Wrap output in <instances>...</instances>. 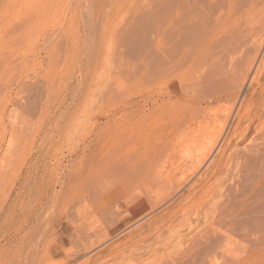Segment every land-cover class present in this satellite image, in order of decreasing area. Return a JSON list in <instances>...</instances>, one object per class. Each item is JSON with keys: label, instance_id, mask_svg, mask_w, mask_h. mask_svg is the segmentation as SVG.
<instances>
[{"label": "rangeland", "instance_id": "1", "mask_svg": "<svg viewBox=\"0 0 264 264\" xmlns=\"http://www.w3.org/2000/svg\"><path fill=\"white\" fill-rule=\"evenodd\" d=\"M155 1L0 0V264H264V108L236 128L211 208L204 212L200 193L186 194L249 93L264 14L247 57L238 53L229 91L209 105L211 122L164 162L173 173L163 181H178L153 188L143 183L147 158L118 135L133 138L146 124L130 112L146 92V25L125 26ZM263 87L247 98L257 105L251 114ZM150 141L149 151L159 149V139ZM191 161L200 164L194 175Z\"/></svg>", "mask_w": 264, "mask_h": 264}, {"label": "bare ground", "instance_id": "2", "mask_svg": "<svg viewBox=\"0 0 264 264\" xmlns=\"http://www.w3.org/2000/svg\"><path fill=\"white\" fill-rule=\"evenodd\" d=\"M261 14H264V0H156L147 9V14L144 19H142L143 12L140 17H135L134 15H132V18L128 19V24L125 27L127 29H130L129 30L130 32L133 29L135 30V28H137L136 26H138L139 24L142 27L143 22L146 25L147 37L146 36L145 37L148 38L146 39L148 40V46H146V48L148 47V49H146L147 53L145 52L144 57H143V59L145 60L144 61V67H145L144 73L145 75H147L146 92L135 96L134 99L132 98L133 100L130 101L132 102L131 103L132 107L130 109V112L133 114V116L136 117V120L138 122H141V123L146 122V124L144 127L142 126V128H139L141 130L138 129V132L135 133L136 135L134 134L135 137L133 138L131 137V135H128V133L126 134V132L125 133L123 132L122 135L119 132L120 134L119 135L117 134V135L118 137L122 136V140L121 138H118V139H120L121 142L123 141L122 143L124 145L127 144L126 141L131 142V146L133 147V149L135 148L136 150L135 152H137V148H140L139 154L144 159L147 158L145 159L146 167H147L145 169L147 170L144 173L148 176L146 177L144 176V178H146L147 180V181L144 180L145 181L143 182L144 186L146 185V182H147L148 186L151 185L153 188L154 186H156L157 188L158 185L160 186L162 182H164L163 186L161 187H167V185L169 184V187L171 188L170 184L175 185V183L178 181V180H175L176 178L173 179L175 180L174 183L172 182L169 183L170 181L168 182V180L163 181V180L168 179V176H170V173L173 171V170L171 171V169H170L171 172L168 171L169 169H167L166 167L167 171L169 172L168 175L166 174L167 171L165 170V167H164L167 163L166 160L171 157L172 158L176 157L175 154L179 152V150L177 149L178 146H180L179 144L182 143L183 141H186L187 138L191 139L192 137L193 138L198 137V134L202 131V129L205 128L206 123L207 122L209 123L210 116L208 117V114L211 113L209 112V105L213 103L214 101H216L218 98L222 97L224 94H227V92L229 91L230 83L234 80L233 74L235 72H236L235 74L239 72L238 59L240 55H238V53L239 52L244 53V57H247V54L249 52V46H250L249 44H251L250 42L253 43V40L251 37L254 35L255 30H256L255 24H257L258 18L261 16ZM262 19H264V17ZM106 31L108 30L106 29ZM125 33L127 34V32ZM262 35L264 36V28L262 29ZM124 36H127V35H124ZM129 39H130L129 41L132 40L131 38ZM262 41L263 39L260 40L259 44L257 45L258 47L262 46L261 45L263 43ZM141 53H144V52H141ZM141 53H140V56H141ZM245 60L247 59L245 58ZM253 60L254 58L252 60H248V63H250L249 69L251 68ZM98 64L99 63L97 62V65ZM241 76L243 77V75ZM246 76L247 74H245L243 81L240 83V87H242L243 84H245L244 81H245ZM256 85L259 86V88L264 86V49H263L261 58L258 64L256 65V69L253 73L252 79L249 83V86L247 89L249 93L243 98V100L240 103L237 114L235 115V118L233 119L230 132L228 133V135L222 142L221 147L218 149L217 155L215 154V156L212 157V159L207 163V165H205L204 170L202 172L200 171V174H198V176L194 180H191V183L189 182L190 184L187 187V193H186L187 195L192 194V193H194L193 195H195L196 193H200L203 199L201 206L204 212H206V210L208 211L211 208L209 207L212 204L211 201L214 199V197H217L219 195L218 189H220L219 188L220 184L221 183H223V185L225 184L223 181L225 176L223 177L219 173H220V170L223 168V163H224L223 154L228 153L229 156L235 154V151L234 150L231 151L230 148L233 144V137L236 134V128H239L238 127L239 123H243L245 120L250 123L251 122L250 119L252 117L250 115H255L259 113L260 111L262 112V109L264 108V102L262 104L260 103L261 105L258 108H256L258 111H256L255 109V111L251 114L252 110H254V108L257 105L255 106V102L253 101L250 102L248 105L249 99L247 98H251L249 94L252 96L255 95L254 89ZM202 104H205V106H203ZM121 110L125 112L127 110V107L124 106ZM119 114H121V112ZM245 115L247 117H245ZM207 119L209 121H207ZM107 120H110V119H107ZM134 121L135 120H133V122ZM260 123L261 121L259 122V125ZM119 124H123V123H119ZM211 127H212V124H211ZM262 131H263V128H262ZM263 134L264 133H262V135ZM262 135H260L258 139H260ZM151 139L160 140L159 143H161V145H159L160 147L158 146L159 149L149 151L148 146H149V142H151L150 141ZM255 139H257V137ZM194 141H192V143ZM122 143H120V145ZM251 144H252V141H251ZM253 145H251V147ZM123 146L121 147V149H123ZM130 150L132 151V149ZM206 153L207 152H205V154ZM237 156H240V155H237ZM197 158H195V161H194L196 163H197L196 160H199V158L198 159ZM190 160L191 159L189 158L188 161ZM183 161H186L187 165L186 163L185 165L188 168H190L188 166L187 160H183ZM241 161H242V158H241ZM164 162H166L165 165H164ZM194 162L191 161L192 167L194 168V170H191L192 171L191 174L193 175H194L193 172H195L200 165L199 161H198L199 165L198 164L195 165ZM200 163H201V160H200ZM240 170L241 169H239L238 172L241 173ZM193 175H191V177ZM172 178H171V181H173ZM180 183H182V181ZM180 183L179 185L181 186ZM165 184L167 185L164 186ZM148 186L144 187V189H146ZM232 187L230 186V188ZM150 188L148 190H150ZM176 189L177 188H175V190ZM148 190L146 191L150 192ZM133 194H136V193H132V195ZM184 194H185V191H184ZM141 196H143V194ZM145 196L147 198V194ZM151 197H154V196H151ZM150 202L154 203V200ZM222 204H225V202L223 201ZM135 207H137V205ZM136 209L138 210V208ZM143 212L144 210L140 211L141 215ZM163 217L161 219H164ZM169 218H172V217L169 216ZM176 218H179V216ZM162 221H165V220H162ZM166 223H168V221ZM160 228H162V224ZM152 231L153 229L150 232ZM140 234L143 236L144 231L143 232L141 231ZM196 242L195 244L197 245Z\"/></svg>", "mask_w": 264, "mask_h": 264}]
</instances>
